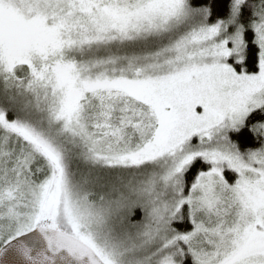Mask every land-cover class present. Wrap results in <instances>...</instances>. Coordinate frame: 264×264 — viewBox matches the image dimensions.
<instances>
[{
  "label": "snow or ice",
  "instance_id": "obj_1",
  "mask_svg": "<svg viewBox=\"0 0 264 264\" xmlns=\"http://www.w3.org/2000/svg\"><path fill=\"white\" fill-rule=\"evenodd\" d=\"M0 264H264V0H0Z\"/></svg>",
  "mask_w": 264,
  "mask_h": 264
}]
</instances>
